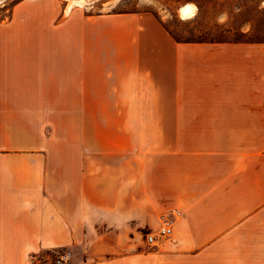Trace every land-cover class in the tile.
<instances>
[{
	"label": "crops",
	"instance_id": "crops-1",
	"mask_svg": "<svg viewBox=\"0 0 264 264\" xmlns=\"http://www.w3.org/2000/svg\"><path fill=\"white\" fill-rule=\"evenodd\" d=\"M67 3L0 22V264H264V43Z\"/></svg>",
	"mask_w": 264,
	"mask_h": 264
},
{
	"label": "rangeland",
	"instance_id": "rangeland-1",
	"mask_svg": "<svg viewBox=\"0 0 264 264\" xmlns=\"http://www.w3.org/2000/svg\"><path fill=\"white\" fill-rule=\"evenodd\" d=\"M18 1L6 0L0 5V22L8 19ZM182 5L192 6L194 16L182 19L177 12ZM77 9L88 14L148 13L180 41L264 42V0H92L89 6ZM65 254L69 259L61 264H78L73 259L79 255L77 250L48 251L37 261L58 264Z\"/></svg>",
	"mask_w": 264,
	"mask_h": 264
},
{
	"label": "bare ground",
	"instance_id": "bare-ground-1",
	"mask_svg": "<svg viewBox=\"0 0 264 264\" xmlns=\"http://www.w3.org/2000/svg\"><path fill=\"white\" fill-rule=\"evenodd\" d=\"M4 0H0L2 2ZM68 3L65 7V14L68 13L69 9L72 6L78 7V8H85L91 4L92 0H67ZM115 2V1H114ZM195 9L190 5H185L184 7H181L179 11V15L182 19H189L194 16Z\"/></svg>",
	"mask_w": 264,
	"mask_h": 264
},
{
	"label": "built area",
	"instance_id": "built-area-1",
	"mask_svg": "<svg viewBox=\"0 0 264 264\" xmlns=\"http://www.w3.org/2000/svg\"><path fill=\"white\" fill-rule=\"evenodd\" d=\"M168 234H169V230L166 229V228H163V229H161V230L159 231L158 236H159L160 238H162V237L167 236ZM147 243H148V244H153V243H154V237H152V236L147 237ZM68 259H69V255H68V254H65V255L60 256V257L58 258L57 263H58V264L65 263V262H67Z\"/></svg>",
	"mask_w": 264,
	"mask_h": 264
},
{
	"label": "trees",
	"instance_id": "trees-1",
	"mask_svg": "<svg viewBox=\"0 0 264 264\" xmlns=\"http://www.w3.org/2000/svg\"><path fill=\"white\" fill-rule=\"evenodd\" d=\"M167 31V30H166ZM168 32V31H167ZM169 33V32H168ZM170 34V33H169ZM171 35V34H170ZM172 36V35H171ZM172 38L177 42V43H185V44H190V43H264V42H246V41H180L176 39L175 37L172 36Z\"/></svg>",
	"mask_w": 264,
	"mask_h": 264
},
{
	"label": "water",
	"instance_id": "water-1",
	"mask_svg": "<svg viewBox=\"0 0 264 264\" xmlns=\"http://www.w3.org/2000/svg\"><path fill=\"white\" fill-rule=\"evenodd\" d=\"M6 0H4V1H2V2H0V5L2 4V3H4Z\"/></svg>",
	"mask_w": 264,
	"mask_h": 264
}]
</instances>
